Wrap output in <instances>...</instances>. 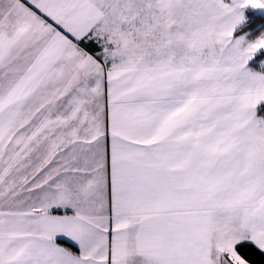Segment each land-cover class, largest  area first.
I'll return each instance as SVG.
<instances>
[{
	"label": "snow or ice",
	"instance_id": "snow-or-ice-1",
	"mask_svg": "<svg viewBox=\"0 0 264 264\" xmlns=\"http://www.w3.org/2000/svg\"><path fill=\"white\" fill-rule=\"evenodd\" d=\"M0 264H264V0H0Z\"/></svg>",
	"mask_w": 264,
	"mask_h": 264
}]
</instances>
